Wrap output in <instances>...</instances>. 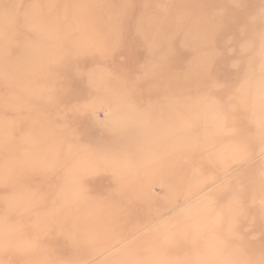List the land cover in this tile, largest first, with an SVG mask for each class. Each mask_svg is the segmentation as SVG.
Instances as JSON below:
<instances>
[{
  "label": "rangeland",
  "instance_id": "374dc122",
  "mask_svg": "<svg viewBox=\"0 0 264 264\" xmlns=\"http://www.w3.org/2000/svg\"><path fill=\"white\" fill-rule=\"evenodd\" d=\"M0 264H264V0H0Z\"/></svg>",
  "mask_w": 264,
  "mask_h": 264
}]
</instances>
